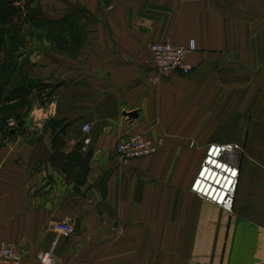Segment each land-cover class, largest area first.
Returning a JSON list of instances; mask_svg holds the SVG:
<instances>
[{
	"label": "crops",
	"instance_id": "1",
	"mask_svg": "<svg viewBox=\"0 0 264 264\" xmlns=\"http://www.w3.org/2000/svg\"><path fill=\"white\" fill-rule=\"evenodd\" d=\"M19 6L0 90L32 88L0 103V243L24 264L55 240L58 264H264V0ZM192 39V71L151 85L150 46ZM137 134L163 144L120 159ZM212 143L243 146L232 213L190 191ZM63 221L72 237L54 231Z\"/></svg>",
	"mask_w": 264,
	"mask_h": 264
},
{
	"label": "built area",
	"instance_id": "2",
	"mask_svg": "<svg viewBox=\"0 0 264 264\" xmlns=\"http://www.w3.org/2000/svg\"><path fill=\"white\" fill-rule=\"evenodd\" d=\"M196 50L197 43L194 39L190 40L187 46L170 43L152 44L150 52L153 74L148 77L149 83L157 86L175 74L188 75L193 68L186 57L189 52ZM8 126L13 128L14 120H9ZM82 131L89 133L91 125L84 124ZM162 144L161 138L153 141L145 135L137 134L120 141L116 147V155L122 160H134L154 154ZM243 151V146L237 143L209 144L190 191L202 200L232 213L239 186ZM53 229L57 235L65 237H72L75 234L74 226L68 221L56 224ZM56 243L57 240L51 249L38 253L39 264H58V258L54 253ZM0 264H24L22 254L14 243H0Z\"/></svg>",
	"mask_w": 264,
	"mask_h": 264
},
{
	"label": "trees",
	"instance_id": "3",
	"mask_svg": "<svg viewBox=\"0 0 264 264\" xmlns=\"http://www.w3.org/2000/svg\"><path fill=\"white\" fill-rule=\"evenodd\" d=\"M23 0H0V55L3 52V46L5 44V40L2 34V29L4 28L5 25H7L19 12L20 6L19 4ZM31 85H26L23 88H18L15 89L13 92H11L8 95H3L4 94V87H1L0 90V103H9L15 99H20L24 96L28 95V87ZM34 86V84L32 85ZM32 88V87H30ZM59 125L58 122H52L51 127L53 129ZM67 125L60 127V130L55 133L54 139H53V149H55L57 142V139L59 136L63 135L65 130L67 129ZM10 130V128L8 129Z\"/></svg>",
	"mask_w": 264,
	"mask_h": 264
},
{
	"label": "water",
	"instance_id": "4",
	"mask_svg": "<svg viewBox=\"0 0 264 264\" xmlns=\"http://www.w3.org/2000/svg\"><path fill=\"white\" fill-rule=\"evenodd\" d=\"M126 115H128V117H135V116H137V113L136 112H133V113H129V114H126Z\"/></svg>",
	"mask_w": 264,
	"mask_h": 264
},
{
	"label": "rangeland",
	"instance_id": "5",
	"mask_svg": "<svg viewBox=\"0 0 264 264\" xmlns=\"http://www.w3.org/2000/svg\"><path fill=\"white\" fill-rule=\"evenodd\" d=\"M9 33H10V32L8 31V32H7V35H9Z\"/></svg>",
	"mask_w": 264,
	"mask_h": 264
}]
</instances>
